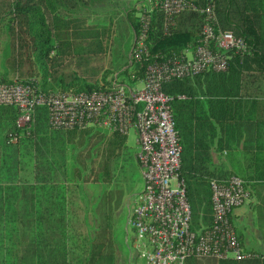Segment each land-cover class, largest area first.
<instances>
[{"label":"trees","instance_id":"obj_1","mask_svg":"<svg viewBox=\"0 0 264 264\" xmlns=\"http://www.w3.org/2000/svg\"><path fill=\"white\" fill-rule=\"evenodd\" d=\"M101 1L0 0V62L10 59L12 68L26 63L27 75L33 76L15 81L30 82L44 91L98 89L108 81L102 58L112 32L111 19L88 21L83 11L100 8ZM191 1L209 4L217 26L242 37L247 46L243 53L231 52L225 70L160 84L170 96L181 146L179 175L185 183L191 226L205 229L211 224L207 177L229 174L212 163L209 144L216 140L217 148L227 147L225 137L234 135L249 148L247 143L264 131V116L257 113L256 103L239 92L242 68L249 60L264 57V0ZM134 11L127 9L125 18L137 34L142 21ZM141 12L149 14L144 28L148 56L133 64L124 61L116 73L121 74L119 81L143 77L146 61L181 58L202 36L200 12L185 8L166 19L157 0ZM99 73L103 83L98 82ZM11 81L0 71V82ZM239 104L245 109L235 115L233 106ZM250 104L253 110L245 107ZM16 116L14 106L0 105V264H115L110 215L119 204L121 187L100 190L90 208L94 224L84 235L71 234L68 209L82 182L109 184L123 165L131 164L126 136L93 126L52 127L44 106L34 107L29 127L16 126ZM254 145L264 147L262 142ZM25 154L31 162L27 177L22 175ZM217 264H235V259L218 258Z\"/></svg>","mask_w":264,"mask_h":264},{"label":"built area","instance_id":"obj_2","mask_svg":"<svg viewBox=\"0 0 264 264\" xmlns=\"http://www.w3.org/2000/svg\"><path fill=\"white\" fill-rule=\"evenodd\" d=\"M157 6L166 19L185 8L200 12L202 36L193 50L185 49L177 60L146 61L143 77L134 80L140 85L130 86L113 75L90 91H44L30 82L13 80L0 82V105L16 108L15 123L21 128L31 125L35 106H44L52 127L93 126L125 136L129 130L135 133L142 186L128 199L125 223L142 264H184L189 258L204 256L236 260L255 256L239 245L230 219L231 210L249 196L246 180L237 174L208 179L211 224L205 229L191 226L185 183L179 175L181 146L170 113V96L160 88L163 80L225 70L231 52L247 51L246 43L217 26L209 4L157 0ZM138 16L142 27L128 50L130 64L148 56L144 28L149 14Z\"/></svg>","mask_w":264,"mask_h":264},{"label":"rangeland","instance_id":"obj_3","mask_svg":"<svg viewBox=\"0 0 264 264\" xmlns=\"http://www.w3.org/2000/svg\"><path fill=\"white\" fill-rule=\"evenodd\" d=\"M151 0H103L101 1L100 8L84 9L87 20L102 22H108L111 19V35L108 43V48L103 54L102 70L106 71L105 80H109L118 73V70L124 66V61L128 58V50L132 43L134 33L130 24L125 18L126 10L134 8V13L137 15L141 13L142 8L148 6ZM3 44V39H0V46ZM0 71H5L6 77L15 80V77L26 78L29 67L25 65L19 68L11 67V60H3L0 62ZM30 75L28 77H32ZM98 82L103 83L101 80V73L98 75ZM121 78V74H119ZM117 76V77H119ZM27 77V78H28ZM125 81V80H124ZM130 86L140 85L138 82L132 80L125 81ZM136 135L132 130H129L125 142L127 145V151L130 155L131 164L123 165V170L117 173L116 179H113L109 184L100 182H94L88 180L82 182L81 191L79 195L76 194L74 202L68 209V215L70 216V232L84 235L87 230V226L94 224L92 220L91 205L94 204L95 199L98 197L100 190L105 188H120L122 189V195L119 204L113 208L110 215L111 220V234L113 236L115 246L117 248L115 264H142V259L138 257L133 247L131 246L130 230L126 228V215L128 211L127 203L128 199L133 192L139 191L142 186V177L135 158V152L137 149ZM30 159L28 155H24V169L22 175L27 177L30 170ZM87 203V210L85 209ZM73 236V235H72ZM74 251L70 253L71 263H74Z\"/></svg>","mask_w":264,"mask_h":264},{"label":"crops","instance_id":"obj_4","mask_svg":"<svg viewBox=\"0 0 264 264\" xmlns=\"http://www.w3.org/2000/svg\"><path fill=\"white\" fill-rule=\"evenodd\" d=\"M239 92L242 97L253 100L257 113L264 116V57L249 60L248 65L242 68ZM233 107L235 115L245 109L240 104ZM245 107L253 110L252 104ZM225 138L227 147L217 148L216 140L209 144L211 160L221 172L237 174L247 182L249 196L231 210L230 219L244 250L256 253L252 257L235 259V264H264V147L253 146L259 142L264 144V131L261 130L259 136H254V140L247 143L249 148L243 146L242 138L236 140L234 135ZM225 175L208 176L207 183L210 177ZM184 264H217V259L210 256L189 258Z\"/></svg>","mask_w":264,"mask_h":264}]
</instances>
